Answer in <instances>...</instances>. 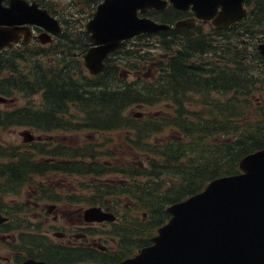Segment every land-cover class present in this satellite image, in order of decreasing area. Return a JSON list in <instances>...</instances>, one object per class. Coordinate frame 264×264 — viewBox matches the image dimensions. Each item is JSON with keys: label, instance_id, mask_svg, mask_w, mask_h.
<instances>
[{"label": "trees", "instance_id": "obj_1", "mask_svg": "<svg viewBox=\"0 0 264 264\" xmlns=\"http://www.w3.org/2000/svg\"><path fill=\"white\" fill-rule=\"evenodd\" d=\"M33 1L64 25L58 35L60 58L42 65L44 60L37 62L34 55L29 59L31 49L21 56L14 53L11 68L18 79L13 90L28 97L42 89L41 99L38 105L27 103L1 112L0 128L93 134L102 139L108 152H94V143L79 150L40 147L50 166L38 168L31 154L0 144V164L4 165H0V178H23L36 170L94 179L117 175L118 180L95 183L93 193L129 196L135 209L146 214L148 234L168 217L166 205L198 192L215 177L237 173L245 154L264 147V103L255 105L251 99L261 76L255 68L261 57L254 47L247 56V46L234 45L231 28L180 36L172 29L140 34L133 39L155 40L142 45L123 41L98 74L87 75L80 57H73L75 49L69 47L73 40L82 52L85 32L66 29V14H55L49 2ZM94 6L86 7L90 12ZM168 11L149 10L145 15L169 24ZM239 36L245 37L243 32ZM8 60L0 55V68L8 66ZM122 72L134 78L126 80L119 75ZM158 104L163 105V112L149 111ZM133 106L148 111L139 117L126 113ZM115 154L132 160L114 163ZM5 189L0 186V194ZM145 224L141 222L143 230Z\"/></svg>", "mask_w": 264, "mask_h": 264}, {"label": "flooded vegetation", "instance_id": "obj_2", "mask_svg": "<svg viewBox=\"0 0 264 264\" xmlns=\"http://www.w3.org/2000/svg\"><path fill=\"white\" fill-rule=\"evenodd\" d=\"M6 4L7 0L1 1L2 6H6ZM37 6L41 5L37 3ZM232 7L238 8L244 13L225 28H214L210 24L213 17L219 13L221 4L215 6V15L206 20L196 19L190 8L177 9L166 4L163 9L169 10L167 19L170 21V26H173L178 20L194 19V23L190 27L182 29L170 27L169 29L176 31L177 36L195 33L198 30L210 33L231 28V41L234 45L239 43L247 46V56L252 55L253 47L258 53L257 45L264 41V0H240V3H234ZM52 16L55 17L54 14ZM55 18L62 27L60 20ZM80 29L86 34V39L83 40V51L78 50V45L73 40L69 41V47L75 49L73 57H80L83 72L87 75H96L100 71L90 74L83 66L82 54L92 44L87 39L88 33L84 27H80ZM26 31L28 33L26 38L20 35L19 40L12 43L10 47L0 49V55L9 59L8 66L4 69L0 68V96L5 98L4 102H0L5 106L4 109L0 108V113L11 112L15 108L30 103L28 101L21 104L19 101L18 105H14L15 99H18L19 96L26 98L13 90L14 79H18V76H14L11 68V58L14 53L21 56L24 51L31 52L32 50L29 59H32V55H34L33 59H37V62L44 60L42 65L54 64L53 60L60 58L59 32H48V35H45L44 29L33 24H27ZM239 32H243L245 37L239 36V39L237 37ZM215 38L219 39V34ZM255 66L261 76L256 79L251 99L253 104L258 105L264 103V58L261 57L260 63ZM19 70L26 71L27 69L20 67ZM120 74H122V78L126 76V73ZM2 82L4 83L2 84ZM41 93L42 89H38L34 93L39 96L38 101L41 99ZM88 135L94 141L86 144L97 145L95 147L97 150L94 152H108L106 146L102 145L101 138L93 136V134ZM36 136L34 135V139L28 143L32 144L33 141H36ZM28 143L25 147L17 150L31 154L34 161L32 164L35 166V163H39L38 168L50 166L45 163L47 159L42 154L43 150L39 151L38 148L49 147L51 149L56 145H61H41L37 148L29 146ZM48 143L44 142V144ZM84 145L61 146L79 150L85 148ZM36 154L38 155L36 156ZM8 170L10 171V169ZM36 172L37 170L35 173H25L23 178H0V186H6L4 193L0 194V216L4 218L0 221V264H111L133 256L141 247L150 244L149 239L154 234L152 235L153 231L147 234L146 214L135 209L129 196L93 193L94 184H104L106 178L94 179L92 175H69L60 173L58 170ZM57 175H68L73 179H66L61 184V179L54 177ZM93 201L105 204H93ZM93 206L110 212L113 218L103 221L86 220L84 212ZM119 211L123 212L119 214ZM127 215L131 217L132 222H128ZM135 215H139L140 218ZM141 222L145 224L144 230L141 227ZM142 242H145L143 246H141Z\"/></svg>", "mask_w": 264, "mask_h": 264}, {"label": "water", "instance_id": "obj_3", "mask_svg": "<svg viewBox=\"0 0 264 264\" xmlns=\"http://www.w3.org/2000/svg\"><path fill=\"white\" fill-rule=\"evenodd\" d=\"M1 1L0 49L10 47L20 35L26 38L27 24L40 26L45 35L59 32L56 18L34 1L7 0L6 6ZM167 3L190 8L202 20L213 17L215 6L221 4L210 23L214 28H225L244 13L232 7L240 0H100L83 25L92 44L82 54L85 69L90 74L101 71L104 59L125 39L168 29L170 25L143 15L147 9L162 10ZM193 23V18L178 20L173 28ZM257 51L264 58V41ZM27 133L20 134L23 141L32 139ZM164 209L169 217L157 227L151 243L111 264H264V147L245 154L237 173L215 177L200 191ZM84 215L91 221L113 218L97 206L87 208Z\"/></svg>", "mask_w": 264, "mask_h": 264}, {"label": "rangeland", "instance_id": "obj_4", "mask_svg": "<svg viewBox=\"0 0 264 264\" xmlns=\"http://www.w3.org/2000/svg\"><path fill=\"white\" fill-rule=\"evenodd\" d=\"M45 1L49 2V6L50 5L54 6L53 11L55 14L56 13L57 14H59V13L66 14L65 19H64L67 21L66 22V25H67L66 29H68L70 31H75V30L79 29L80 27H83V25L91 17V14L93 12V10H91L89 12V10L86 6H94L92 4V0H45ZM98 1L99 0H97V2ZM55 17H58V16L55 15ZM77 20H79V22H80V23H78V25L75 24V21L77 22ZM62 27H64V25H62ZM154 38L155 37H152V38L145 37V38H140L139 40L131 39L130 44L142 45L144 43H150L151 40H155ZM124 78H126V80H130V79L134 78V76H133V74H131V75L126 74V76ZM20 94L21 93H19V95ZM38 99H39L38 95H32V96L26 97V98L19 96L18 99H15L14 105H18L19 101L21 104L28 102V101L30 103L33 102V104L34 103L37 104ZM0 108L4 109L5 108L4 104H0ZM146 111H148V109H146V107L133 106L130 109H128L126 111V113H128V114H133V113L145 114ZM149 111L150 112L156 111V112L161 113L164 111V107L162 104H158V105H155L152 108H150ZM23 130H25V131L28 130L27 132L29 134H31L32 139H34V135H37V136L39 135L40 139L33 141L32 144L28 143L29 141L23 142L22 136L19 134ZM47 136H50V137H47ZM88 136L89 135L86 133H74L73 132V133L64 134L61 131L40 133V132L34 131L31 128L25 127V126H12V127L0 128V144H2L4 146H14L17 148L25 147L26 143H28L29 146H35L37 148L40 147L41 145H45V146L49 145L50 146V145H55V144H61V145H65V146L66 145L67 146H80V145L86 144L88 142L94 141V140H91L92 138H90ZM44 142H49V143L44 144ZM96 142H101V141H96ZM105 146H106V144H105ZM106 149H107V147H106ZM115 155L112 158V161H114V163L120 164V163L132 160L128 156H119V155L115 156ZM116 176L117 175L110 174V175L104 176L103 178L110 179V180H118L119 177H116ZM54 177L55 178L59 177L61 179L60 180L61 184H63L66 179H68V180L73 179L72 176H68V175H60V176L57 175ZM54 177H52V178H54ZM119 205H120V203H119ZM121 212H123V211H119V214H121ZM135 216L140 218L139 215H135ZM126 217H127V220L129 223L132 222L131 217H129L128 215Z\"/></svg>", "mask_w": 264, "mask_h": 264}, {"label": "bare ground", "instance_id": "obj_5", "mask_svg": "<svg viewBox=\"0 0 264 264\" xmlns=\"http://www.w3.org/2000/svg\"><path fill=\"white\" fill-rule=\"evenodd\" d=\"M40 77V76H39Z\"/></svg>", "mask_w": 264, "mask_h": 264}]
</instances>
